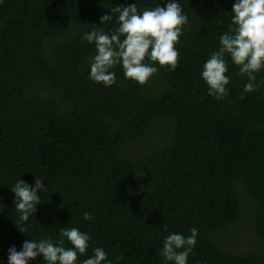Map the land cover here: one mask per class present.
Here are the masks:
<instances>
[{"label":"trees","instance_id":"16d2710c","mask_svg":"<svg viewBox=\"0 0 264 264\" xmlns=\"http://www.w3.org/2000/svg\"><path fill=\"white\" fill-rule=\"evenodd\" d=\"M168 2L0 0V264H8L10 247L55 243L72 227L91 237L75 264L97 247L113 264H165L164 239L192 228L199 235L187 264H264V68L257 90L245 92L247 75L226 55L224 100L208 95L202 79L236 0H177L188 23L175 71L146 60L158 71L143 86L119 65L110 87L90 79L96 48L85 33L118 28L115 7L135 3L142 14ZM104 15L112 20L101 24ZM155 124L164 130L157 147L134 151ZM37 177L47 191L22 222L11 188L19 179L34 187ZM242 194L262 248L237 252L222 240Z\"/></svg>","mask_w":264,"mask_h":264},{"label":"clouds","instance_id":"9594fccd","mask_svg":"<svg viewBox=\"0 0 264 264\" xmlns=\"http://www.w3.org/2000/svg\"><path fill=\"white\" fill-rule=\"evenodd\" d=\"M118 13V28L111 33H105L102 28L94 27L85 33L84 39L95 43L96 55L90 60V79L110 87L117 83L116 66H122L125 79H131L140 85H145L158 71V68L145 61L158 62L159 66L168 71H175L179 65L180 54L176 44L188 23V17L183 14L182 6L177 0H169L165 7L160 5L145 9L138 14L135 3L128 6H118L111 9ZM232 17L229 31L219 37L220 47L214 51L203 65L202 79L207 83L208 95L217 100H224L228 95L226 85L230 77L226 55L239 66V75H247L248 83L245 92H255L256 74L264 68V0H236L232 5ZM112 20V15L101 17V24ZM121 37H124L121 39ZM243 98V97H241ZM11 191L15 194V209L20 213L19 219L27 222L29 217L37 212L40 204L39 191L44 193L47 186L37 177L35 186L19 179ZM84 219H92L89 213H84ZM24 233L26 229L18 227ZM165 231L167 226L165 225ZM191 235L171 233L163 241L160 255L165 264H187L190 254L197 244L199 235L196 228L190 229ZM61 239L53 242L51 239L24 241L20 251L15 246L8 249V264H29L30 260L42 257L47 264H75L78 253L83 255L89 248L91 237L78 228H62ZM73 247L66 248L65 240ZM93 256L85 259L83 264H113L108 259V253L103 248L93 250ZM122 257H117V260Z\"/></svg>","mask_w":264,"mask_h":264},{"label":"rangeland","instance_id":"374dc122","mask_svg":"<svg viewBox=\"0 0 264 264\" xmlns=\"http://www.w3.org/2000/svg\"><path fill=\"white\" fill-rule=\"evenodd\" d=\"M154 130L150 137L136 145L133 150L143 152L153 151L157 147V142L163 138L164 130L160 124L154 125ZM243 206L237 220L228 228V235L223 238V245L232 251H247L250 249H260V239L255 234L252 227V217L249 211L251 202L246 194H242Z\"/></svg>","mask_w":264,"mask_h":264}]
</instances>
